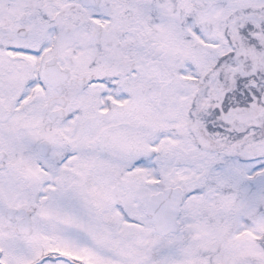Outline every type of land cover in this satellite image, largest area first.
<instances>
[{
	"label": "snow or ice",
	"instance_id": "snow-or-ice-1",
	"mask_svg": "<svg viewBox=\"0 0 264 264\" xmlns=\"http://www.w3.org/2000/svg\"><path fill=\"white\" fill-rule=\"evenodd\" d=\"M0 264H264V0H0Z\"/></svg>",
	"mask_w": 264,
	"mask_h": 264
}]
</instances>
